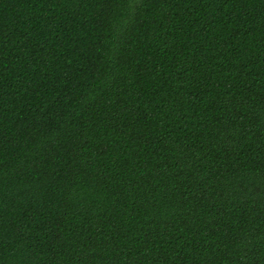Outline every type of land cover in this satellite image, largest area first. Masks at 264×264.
<instances>
[{
    "label": "trees",
    "instance_id": "16d2710c",
    "mask_svg": "<svg viewBox=\"0 0 264 264\" xmlns=\"http://www.w3.org/2000/svg\"><path fill=\"white\" fill-rule=\"evenodd\" d=\"M0 264H264V0H0Z\"/></svg>",
    "mask_w": 264,
    "mask_h": 264
}]
</instances>
